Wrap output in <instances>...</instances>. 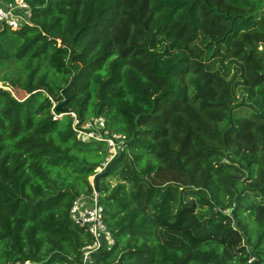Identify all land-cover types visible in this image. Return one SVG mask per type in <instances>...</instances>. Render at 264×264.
Instances as JSON below:
<instances>
[{"label":"trees","instance_id":"trees-1","mask_svg":"<svg viewBox=\"0 0 264 264\" xmlns=\"http://www.w3.org/2000/svg\"><path fill=\"white\" fill-rule=\"evenodd\" d=\"M26 1L32 26H0V264H82L94 241L71 210L109 152L47 95L126 137L97 182L115 245L92 264H264V0ZM163 34L241 65L262 110L238 116L237 75L158 51Z\"/></svg>","mask_w":264,"mask_h":264},{"label":"built area","instance_id":"built-area-1","mask_svg":"<svg viewBox=\"0 0 264 264\" xmlns=\"http://www.w3.org/2000/svg\"><path fill=\"white\" fill-rule=\"evenodd\" d=\"M33 12L26 0H0V26L9 27L12 30H19L22 27L32 26ZM0 88L12 91V88L0 82ZM52 102L51 114L53 120L57 121L65 116L72 118V129L78 141L83 143H104L107 146L109 156L102 164L97 173H102L116 156L124 152L126 148V137L111 132L107 127L106 119L103 117L90 118L81 121L73 111H58V102L53 97L47 95ZM96 177V176H94ZM93 177V179H94ZM94 186V184L92 183ZM90 202L91 204L87 203ZM104 208L99 203V194L95 191L93 195L78 199L71 210V218L76 225L86 228L92 235L94 241L83 250L82 264H92V255L102 249L110 250L115 245V240L104 222ZM251 258L249 263L253 262ZM25 264H31L26 262Z\"/></svg>","mask_w":264,"mask_h":264},{"label":"rangeland","instance_id":"rangeland-1","mask_svg":"<svg viewBox=\"0 0 264 264\" xmlns=\"http://www.w3.org/2000/svg\"><path fill=\"white\" fill-rule=\"evenodd\" d=\"M156 49L160 52L168 50L169 52H187L192 57L200 59L205 62L207 67L212 71H221L222 75L227 79L231 80L234 75H237V81L234 82V96L237 104L245 102V106H241L237 110V115L241 117H254L258 112L262 110L261 105L258 100L254 96V92L247 88L244 84V70L241 65L234 61H226L221 58H215L211 61L205 60V55L207 52L208 41L205 40L203 36L200 37L198 42L191 45V47L182 46V44L175 42L171 37L167 34L160 35L156 38ZM16 48L12 49V53L14 54ZM11 79L19 78V76L23 79L25 77V71L17 63L15 60L9 64L7 70L5 71ZM100 169V168H99ZM98 171V170H97ZM90 182L94 184V179L91 177ZM124 181L118 180L117 177H111L104 180L103 185H110L111 187H115L119 183H123ZM91 196V195H89ZM87 196V197H89ZM261 198L257 201V203L261 202ZM88 204H91L87 201ZM252 242H255V238L251 239ZM249 248H251L249 246Z\"/></svg>","mask_w":264,"mask_h":264},{"label":"water","instance_id":"water-1","mask_svg":"<svg viewBox=\"0 0 264 264\" xmlns=\"http://www.w3.org/2000/svg\"><path fill=\"white\" fill-rule=\"evenodd\" d=\"M61 95H63V96L66 97L67 96V89L63 90L62 93H61ZM63 106H64V103H62L61 105H59L58 111L66 112L67 110L66 109H63ZM108 171H109V167H107L102 173H100L99 175H97L96 177H94L95 192L97 194H99V188L97 186V182H98V180L100 178L105 177L107 175Z\"/></svg>","mask_w":264,"mask_h":264}]
</instances>
